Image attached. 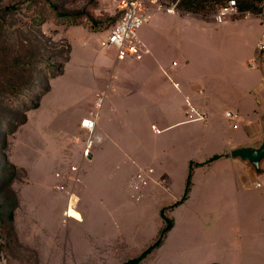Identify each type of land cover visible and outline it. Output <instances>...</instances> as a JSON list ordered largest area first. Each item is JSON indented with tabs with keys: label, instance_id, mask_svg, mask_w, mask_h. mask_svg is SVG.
Here are the masks:
<instances>
[{
	"label": "crops",
	"instance_id": "crops-1",
	"mask_svg": "<svg viewBox=\"0 0 264 264\" xmlns=\"http://www.w3.org/2000/svg\"><path fill=\"white\" fill-rule=\"evenodd\" d=\"M244 15L252 14L230 18L240 21ZM211 26L220 27L212 16L152 10L137 30L149 50L140 60H118L115 49H101V36L91 33V44L73 50L67 36L69 62L72 56L77 63L94 62V95L104 96L91 171L99 177L97 190L119 192L112 198L115 206L139 224L142 202L130 200L128 181L140 169L153 170L140 193L150 200L153 226H143L141 237L130 241L138 251L161 229V210L170 208L173 224L159 251L174 249L173 240L184 236L193 262L264 264V159L256 171L230 156L264 139V76L239 68L210 36ZM80 77L74 80L83 85ZM185 97L203 120H186ZM226 112L237 118L228 119ZM85 113L86 108L79 110L76 127ZM118 158L124 159L121 168L114 167ZM191 164L187 197L171 207L183 195ZM112 169V180L103 181L100 176ZM119 176L121 185L114 181Z\"/></svg>",
	"mask_w": 264,
	"mask_h": 264
},
{
	"label": "rangeland",
	"instance_id": "rangeland-1",
	"mask_svg": "<svg viewBox=\"0 0 264 264\" xmlns=\"http://www.w3.org/2000/svg\"><path fill=\"white\" fill-rule=\"evenodd\" d=\"M250 1L258 8V0ZM216 8L210 3L198 14L213 17ZM117 17L107 0H0V264H127L165 226L161 218L150 242L146 237L139 251L130 246L143 226H153L150 200L130 198L142 202L139 224L123 216L112 201L119 192H99V177L91 171L100 142L96 125L91 134L80 122V128L75 126L80 109L86 108L87 117L101 113L104 96L94 95V62L77 63L73 56L69 62L68 38L73 50L89 45L91 34L102 38ZM216 25L221 26H211L210 36L219 49L230 53L239 68L264 76V50L256 49L262 20L244 15ZM79 74L83 85L74 80ZM59 88L61 93L53 94ZM123 160L115 159L114 167L121 168ZM113 170L101 179L112 180ZM122 179L114 181L121 185ZM162 210L171 220L170 208ZM173 242L176 249L159 251L161 244L137 264L202 263L193 262L184 236Z\"/></svg>",
	"mask_w": 264,
	"mask_h": 264
},
{
	"label": "built area",
	"instance_id": "built-area-1",
	"mask_svg": "<svg viewBox=\"0 0 264 264\" xmlns=\"http://www.w3.org/2000/svg\"><path fill=\"white\" fill-rule=\"evenodd\" d=\"M113 5L117 13L115 23L110 27L108 33L98 40V46L103 50L115 49L116 58L123 60L130 58L133 60H140L149 53L147 47L137 37V30L147 21L152 10L175 12L176 4L168 3L164 5L159 0H150L154 6L147 7L145 0H107ZM248 14V13H244ZM239 15L236 2L228 0L224 5L219 6L216 13L213 15L215 22L219 23L226 17H233ZM264 23V0H261L259 5V12L257 15ZM258 51L264 50V29L260 34L256 44ZM185 118L186 120H203L204 114L197 111L191 104L188 97H185ZM225 116L228 119L235 120L236 113L226 112ZM96 114L91 117L81 119L80 126L85 129L88 134H91L96 125ZM88 143H91L90 138ZM152 169H140L135 172L128 181V193L131 198L137 199L140 196L142 189L148 184ZM259 186V184H256ZM72 205V204H71ZM69 204V206H71Z\"/></svg>",
	"mask_w": 264,
	"mask_h": 264
},
{
	"label": "trees",
	"instance_id": "trees-1",
	"mask_svg": "<svg viewBox=\"0 0 264 264\" xmlns=\"http://www.w3.org/2000/svg\"><path fill=\"white\" fill-rule=\"evenodd\" d=\"M47 3H50L51 0H44ZM228 0H178L176 4V9L182 12H189L193 14H198L199 11L205 10L206 7L210 3H215L217 8L219 6L224 5ZM236 2L237 10L240 14L248 13L252 15H257L259 12V6L256 8L254 4L250 0H234ZM259 1V5L261 0ZM216 8V9H217ZM218 156H214L211 159H216ZM191 170H192V164L189 167L185 188L182 197L179 201L175 202L172 207L179 205L182 203L188 194L189 191V184H190V176H191ZM161 218L165 222V226L161 229L159 236L155 240V242L149 246L145 251H143L137 258L131 259L127 262V264H137L147 253H149L152 249L159 247L162 244V241L166 235V233L171 229L172 227V221L167 219L164 214L163 210L160 212Z\"/></svg>",
	"mask_w": 264,
	"mask_h": 264
},
{
	"label": "water",
	"instance_id": "water-1",
	"mask_svg": "<svg viewBox=\"0 0 264 264\" xmlns=\"http://www.w3.org/2000/svg\"><path fill=\"white\" fill-rule=\"evenodd\" d=\"M232 158L249 162L258 171L259 162L264 159V139L257 147H241L230 152Z\"/></svg>",
	"mask_w": 264,
	"mask_h": 264
}]
</instances>
